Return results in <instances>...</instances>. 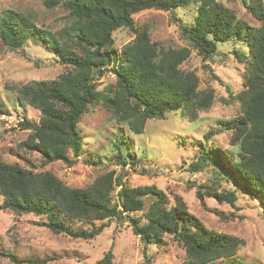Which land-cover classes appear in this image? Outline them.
<instances>
[{
    "label": "trees",
    "instance_id": "16d2710c",
    "mask_svg": "<svg viewBox=\"0 0 264 264\" xmlns=\"http://www.w3.org/2000/svg\"><path fill=\"white\" fill-rule=\"evenodd\" d=\"M43 3L49 10L61 6L69 15V24L55 31L39 27L31 16L20 12L0 15V39L4 44L15 50L36 39L70 69L51 83L33 82L17 91L21 102L41 114L38 124L28 119L20 123L22 130L30 131L21 148L40 154L47 164L61 162L72 166L70 153L77 158L83 150V136L78 130L81 118L89 106L100 102L119 124L136 134L144 133L149 120L166 119L170 113L180 112L187 119H196L199 113L209 110L216 102L215 89L201 88L196 72L181 69L191 57L192 48L153 42L148 30L137 28L133 18L146 10L174 13L196 5L194 25L187 27L180 23V29L204 60L212 62L218 54V43L240 42L248 49L247 53L234 52L238 63L244 66V88L233 97L240 103L241 113L204 136L209 144L217 134L230 132L231 145L238 149L239 156L234 161L226 156L231 167L226 170L221 155L208 145L200 160L208 162L205 166L212 165L221 175L223 172L228 182L240 179L241 183L235 184L264 206V0L243 2L246 11L259 22L257 27L240 20L221 0H44ZM121 28L135 37L119 50L114 46V33ZM107 73L114 74L115 83L108 85V93L102 95L96 78ZM128 160L122 156L120 165L125 168ZM204 163L193 168L201 172ZM123 176L112 171L89 187L72 188L50 171L34 172L19 164L0 161L3 198L0 211L43 217V226L74 240L94 239L106 225L76 229L71 221L125 219L146 246L143 264L151 262L148 246L167 235L176 238L185 249L184 264H258L237 258L243 241L206 228L181 198L171 205L166 193L157 186L130 187ZM116 189L117 202L113 196ZM197 197L204 208L206 197L232 206L237 201L235 191L218 192L211 184L198 186ZM148 199L151 202L145 212ZM139 213H144L143 217L133 215ZM3 255L15 264L48 262L20 260L12 253ZM113 258L109 251L97 264H112Z\"/></svg>",
    "mask_w": 264,
    "mask_h": 264
},
{
    "label": "rangeland",
    "instance_id": "374dc122",
    "mask_svg": "<svg viewBox=\"0 0 264 264\" xmlns=\"http://www.w3.org/2000/svg\"><path fill=\"white\" fill-rule=\"evenodd\" d=\"M221 1L240 20L253 27L259 26L246 11L244 0ZM43 2L0 0V15L8 11L20 12L31 16L39 27L55 31L69 24V15L61 6L49 10ZM197 13L198 6L192 5L174 13L146 10L133 18L137 28L148 30L153 42L192 48L191 57L181 69L196 72L201 88L212 86L215 89V104L199 113L196 119H187L180 112H174L166 119L149 120L143 134H136L126 125L119 124L101 102L89 106L78 125L83 136V150L77 158L70 153L72 166L61 162L47 164L40 154L20 147L30 134L29 130L20 128V123L28 119L38 124L41 114L21 102L17 93L33 82L51 83L70 69L36 39L15 50L0 39V161L19 164L34 172L50 171L72 188L89 187L112 171L124 175V182L130 187L155 185L166 193L171 205L181 198L206 228L241 239L243 245L237 258L246 263L264 264V206L235 184L241 183L240 179L228 182L222 176L223 172L221 175L212 165L205 166L208 162L200 160L208 145L214 146V151L221 155L226 170L231 169L226 156L233 161L239 156L238 149L231 145L230 132L217 134L209 144L204 136L222 128L223 121L241 113L240 103L233 97L244 88V66L238 63L234 52L247 53L248 49L240 42L218 43V54L212 62L204 60L180 29V23L193 26ZM134 37L128 29L121 28L114 33V46L122 50ZM96 80L98 91L105 95L108 93L106 87L115 83V76L107 73ZM122 156L129 159L125 168L120 165ZM200 163L205 167L201 172L193 168ZM205 184L215 186L218 192L235 191V206L206 197L207 208H204L197 197V188ZM117 191L113 194L116 202ZM2 202L0 195V204ZM150 202L148 199L145 212ZM144 213L133 215L140 218ZM44 222L43 217L34 214L0 211V264H15L3 253H12L20 260L47 259L45 264H97L109 251L114 256L112 264H143L146 260V246L125 219L71 221L76 229H93L105 223L102 234L91 240H74L55 234L43 226ZM147 253L151 256L150 264H184L186 259L185 249L176 238L168 235L149 245Z\"/></svg>",
    "mask_w": 264,
    "mask_h": 264
}]
</instances>
